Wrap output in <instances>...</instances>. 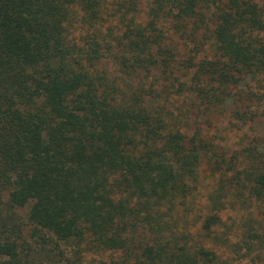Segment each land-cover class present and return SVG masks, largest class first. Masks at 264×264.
Wrapping results in <instances>:
<instances>
[{
  "label": "trees",
  "instance_id": "obj_1",
  "mask_svg": "<svg viewBox=\"0 0 264 264\" xmlns=\"http://www.w3.org/2000/svg\"><path fill=\"white\" fill-rule=\"evenodd\" d=\"M262 125L264 0H0V264H227V196L264 217Z\"/></svg>",
  "mask_w": 264,
  "mask_h": 264
},
{
  "label": "rangeland",
  "instance_id": "obj_2",
  "mask_svg": "<svg viewBox=\"0 0 264 264\" xmlns=\"http://www.w3.org/2000/svg\"><path fill=\"white\" fill-rule=\"evenodd\" d=\"M105 1L106 3H110L113 0ZM186 115H188L187 125L191 126L192 121L194 119L193 111L190 109L189 112L186 113ZM225 123L226 119H222L218 122L217 128H207V130L210 133H216L218 137L225 139V141H220V143L224 146V150L229 151L230 154V152L235 149V146H233V134L237 135L238 132H235L231 129L230 132L227 127V124ZM257 132L259 133L260 137L263 138L264 125L260 126L257 129ZM214 185V183L207 182L203 183L202 186L199 187L200 196L198 197L197 202L200 203L202 206H206V203H208L207 197L209 196L210 191H212ZM226 200H228L226 204V209L223 211L222 215L225 217H234L235 222L234 225H229L228 228L224 226H219L214 229V235H216L217 237V242H214V244L218 254L223 259L231 258V260H229L227 264H264V242L261 251H256L252 255L241 259H237V256H234L233 248H231L232 244L240 239L241 232L245 230L244 224L253 226L255 231L259 235H261L264 241V217L257 210L258 207H256L254 204L244 202L241 197L235 199V197L229 194ZM195 214H198V212ZM192 216L193 217H191V220L188 221L187 225L185 226L186 230L189 231L191 234H193L201 224V221L194 220L193 218H195V216Z\"/></svg>",
  "mask_w": 264,
  "mask_h": 264
}]
</instances>
